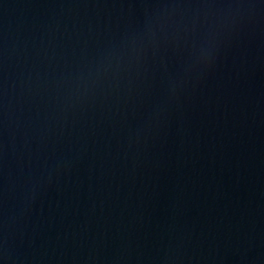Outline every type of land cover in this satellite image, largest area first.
Masks as SVG:
<instances>
[{"label": "water", "instance_id": "water-1", "mask_svg": "<svg viewBox=\"0 0 264 264\" xmlns=\"http://www.w3.org/2000/svg\"><path fill=\"white\" fill-rule=\"evenodd\" d=\"M0 264H264V0H0Z\"/></svg>", "mask_w": 264, "mask_h": 264}]
</instances>
